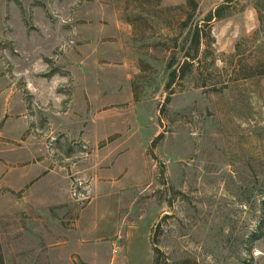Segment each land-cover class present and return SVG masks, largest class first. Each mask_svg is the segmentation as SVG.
<instances>
[{"label":"rangeland","instance_id":"374dc122","mask_svg":"<svg viewBox=\"0 0 264 264\" xmlns=\"http://www.w3.org/2000/svg\"><path fill=\"white\" fill-rule=\"evenodd\" d=\"M225 5L0 0V264H264V0Z\"/></svg>","mask_w":264,"mask_h":264},{"label":"trees","instance_id":"16d2710c","mask_svg":"<svg viewBox=\"0 0 264 264\" xmlns=\"http://www.w3.org/2000/svg\"><path fill=\"white\" fill-rule=\"evenodd\" d=\"M225 2L227 3V5H229V4H232L233 2H234V0H225ZM227 5H225V7H228ZM224 7H222L221 9H219L216 13H215V17H218V18H220V17H222V16H220L219 14L222 12V11H224V9H223ZM213 17H214V15H211V16H209V18L207 19V21L208 22H211L212 20H213ZM193 45H194V49H195V51H196V56H193V57H191L192 59L190 60L191 62H189L188 60H187V62H186V66L184 67H182V69L180 70V72L179 71H174L172 74H171V82H170V85L171 84H173L174 82H175V80H177V78H179V77H181L182 76V70L185 68H187V67H191V66H193L194 64H193V61L194 60H197L198 59V56H197V54H198V52H199V50H200V47H201V45H202V30L200 29V28H197L196 30H195V33H194V36H193ZM185 72L186 71H184L183 72V74H185ZM1 253H2V249H1V246H0V259H1V261H3V257L1 256Z\"/></svg>","mask_w":264,"mask_h":264},{"label":"crops","instance_id":"0c3cea01","mask_svg":"<svg viewBox=\"0 0 264 264\" xmlns=\"http://www.w3.org/2000/svg\"><path fill=\"white\" fill-rule=\"evenodd\" d=\"M51 245H50V243H45L44 245L43 244H41V245H39V246H35V247H37V249L36 250H38V251H42V252H47V251H49V250H52V251H54V250H58V248H51L50 247ZM3 248V250L5 251V249H4V247H2ZM42 255H46V256H48L49 254H46V253H42ZM63 255V254H62ZM51 256H53V255H51ZM50 256V257H51ZM63 257H64V255H63ZM54 264V263H53Z\"/></svg>","mask_w":264,"mask_h":264}]
</instances>
